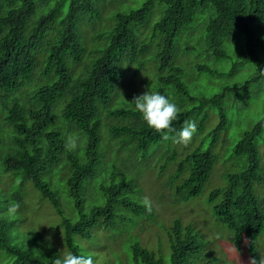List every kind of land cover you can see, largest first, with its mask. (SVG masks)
<instances>
[{
  "label": "trees",
  "instance_id": "trees-1",
  "mask_svg": "<svg viewBox=\"0 0 264 264\" xmlns=\"http://www.w3.org/2000/svg\"><path fill=\"white\" fill-rule=\"evenodd\" d=\"M135 5L128 0H0V252L8 264H54L61 255L40 232L33 230L26 242L20 240L27 184L56 209L66 248L77 255L89 254L97 226L107 230L141 218L145 228L156 221L155 210L149 213L131 194L135 180L126 178L117 164L123 155L141 163L153 146L173 143L143 122L130 104L138 95L122 91L140 72L151 68L150 91L180 109L170 136L186 120L196 121L195 136L202 133L206 106L219 117L204 137L207 143L179 161L169 183L175 187V204L203 193L220 157L215 153L220 135L235 127L236 117L245 125L247 106L242 105L252 100V87L264 89V0H146ZM196 21L206 25L198 36ZM238 42L247 47V56L241 54L231 69H219L216 62L229 64ZM188 55L214 62H197L190 72L209 84L217 77L232 78L245 61L255 67L242 83H226L216 93H194L193 83L183 80ZM263 131L264 111L233 143L231 157L242 169L233 173L226 166L225 188H214L208 198L213 217L230 231L233 248L249 260L262 257L264 244V202L256 194V186L264 184L258 147ZM69 135L76 140L75 150L66 148ZM175 152L169 161L177 159ZM109 168L114 172L106 175ZM13 202L20 210L9 217ZM166 232L167 250L160 235L158 248L144 246L138 237L130 245L128 264L222 262L192 226L176 220Z\"/></svg>",
  "mask_w": 264,
  "mask_h": 264
},
{
  "label": "rangeland",
  "instance_id": "rangeland-1",
  "mask_svg": "<svg viewBox=\"0 0 264 264\" xmlns=\"http://www.w3.org/2000/svg\"><path fill=\"white\" fill-rule=\"evenodd\" d=\"M128 1L132 4L140 5L146 0ZM138 1H140V3H138ZM205 27L206 25L203 22L196 21L193 26L195 29L194 36H198V31L203 32ZM192 43H194V41H192L191 44ZM241 44L242 43L240 42L235 44L236 50L238 48L239 49L237 51L235 50V55H232V60L229 64H225L224 61H218L216 62V66L219 69H231L234 64L240 62L242 55L247 56V47H240ZM192 56L194 55L192 54ZM184 58L185 62H183L182 66L187 74L186 76L184 74L183 80L185 82L187 81L189 83H193L192 86L194 87L192 89L194 93H200L203 89L205 90L204 94L209 92L216 93L219 92V90L226 85V83H242L253 74L255 67L252 62L245 61L241 66H239V71L232 78L217 77L215 83L211 82L209 84L204 78H201L198 82L194 77L190 76V72L195 70L193 66L197 64V62H199V64L208 63L210 66L214 65V62H208L203 58L194 60V58L189 55ZM192 60H194V62ZM150 69L151 68H147L144 72H140V74H138L133 80V75L131 73L134 69L131 68L128 80H133V84L127 82V87L122 91H132L138 96L144 94V92L148 90L150 91V80L152 76V70ZM131 77L132 80L130 79ZM252 88L253 90L250 91L251 94H254L252 100L242 105L245 107L247 106L244 109V114L242 115L244 119H246L244 122L245 125L240 126L238 123L239 119L236 117V120H234L235 127L234 124L231 125L230 128L232 129L230 131L220 135V143L217 144L215 149V153L220 156L218 163L215 165L211 178L206 184L203 193L198 198L192 199L187 203L175 204L173 202L175 199V187H171L169 183L170 179L176 175L179 161L184 157V155L199 147V145L203 142L207 143V140L204 139V137H207L210 130L218 125L219 117L210 106L204 107L202 113L209 114L204 131L196 136L194 135L192 142L189 145L184 146L173 142L171 145L166 143L164 145L153 146L150 149V153L147 158L142 160L141 163L133 162L135 159H130L127 155H123V161L117 160L118 166L126 172L125 177L129 180H135L137 186L135 188L133 186L131 194L135 195L139 199L143 196H148L153 201L156 221L153 224H149L145 228L144 226L146 223L141 218L137 219V221L132 223V225H120L107 230L99 226L95 227L93 229L95 237L93 238V241L90 242L92 245L89 246L91 249L89 250V253L93 255L94 264L131 263L130 245L134 241H139V238L142 240L141 243L144 246L158 248V235H160L163 239V247L167 250L169 242L166 236V229L171 228L172 224H174L176 220H180L185 227L192 226L195 231L202 234L208 244L206 249H212L222 258V262H219V264H249V257L247 254H241L233 248L231 244L232 235L230 231L225 226L218 223L213 217L212 207L209 205L208 198L211 190L214 188H225L226 181L223 179V173L226 166L227 168L229 167V172L232 171L233 173L239 172L242 169L241 166H238L231 157L233 143L235 141L238 142L242 138L241 134L253 128L255 123L260 118V114L264 111V89L262 91H258L256 88ZM129 92L127 94H130ZM135 94L132 93L131 95L134 96ZM201 94L203 93L201 92ZM237 101L239 105L243 103L241 99ZM107 143H109V140L106 141L105 139L104 146L108 148ZM258 147L261 152L262 164L264 166V131L262 136L258 139ZM174 151L177 153V159L169 161L168 157L172 156ZM105 165L107 164L103 163V166ZM163 169L165 170L161 172ZM113 172L114 170L109 168L106 175H111ZM118 172L121 173L119 169ZM185 175H183L182 178H184ZM180 181L181 180L178 182ZM13 182L14 185L17 184V180H13ZM26 186V191L28 192L25 198L26 208L21 212L24 219L18 227V231L22 234L20 240L26 242V236L32 233L33 230L38 233L40 232L42 238L55 246L56 250L63 255L68 252V250L66 248L62 231L59 228L60 220L56 209L47 199L41 198L39 193L32 188L31 184H27ZM2 187H7V184H2ZM61 192L62 188L60 190V193ZM256 194L259 199L264 202V184H258L256 186ZM87 195L89 196V194ZM90 195L95 197L97 192L92 191ZM89 204L90 201L88 200L86 202L87 209H89ZM48 237H51L50 241L46 239ZM78 240L81 241L82 239L78 238ZM87 245L88 243H86L85 246ZM100 246L103 248H98ZM260 252L262 257H264V244L261 245ZM8 261L9 259L5 256V253L0 252V264H8Z\"/></svg>",
  "mask_w": 264,
  "mask_h": 264
},
{
  "label": "clouds",
  "instance_id": "clouds-1",
  "mask_svg": "<svg viewBox=\"0 0 264 264\" xmlns=\"http://www.w3.org/2000/svg\"><path fill=\"white\" fill-rule=\"evenodd\" d=\"M129 103V102H128ZM134 105L135 110L141 114L143 122L157 133H165L162 135L164 141L172 139L174 143L189 145L192 142L194 135L198 131L195 121H185L182 129L176 136H170L168 133H173L175 130L171 127L180 112L176 103L170 98L159 92L146 91L144 94L136 96L130 103ZM77 147L76 140L72 135L68 136L66 148L75 150ZM141 205L151 213L153 211V201L148 196H143L140 199ZM20 210V204L13 202L9 205L6 215L14 217ZM51 240V237L46 238ZM54 264H94L93 255H77L72 252H66L63 255H58ZM249 264H264V257L257 260L255 257L250 258Z\"/></svg>",
  "mask_w": 264,
  "mask_h": 264
}]
</instances>
